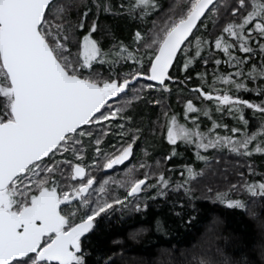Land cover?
I'll return each mask as SVG.
<instances>
[{"label":"snow or ice","instance_id":"snow-or-ice-1","mask_svg":"<svg viewBox=\"0 0 264 264\" xmlns=\"http://www.w3.org/2000/svg\"><path fill=\"white\" fill-rule=\"evenodd\" d=\"M101 14L155 18L146 31H134L131 45L114 39L105 48L93 36L98 28L101 36L111 35L99 24ZM178 55L185 73L197 58L215 65L211 79L207 70L196 72L199 83L190 89L214 108L189 98L183 122L169 114L164 95L179 80L171 71ZM221 64L232 71H220ZM190 80L188 74L182 83ZM145 91L161 98L148 99ZM140 101L161 105L163 123L157 124L172 146L163 161L178 156L183 144L203 167L183 164L174 181V166L149 163L146 149L145 159L132 163L143 133L133 115ZM201 116L210 127H201ZM114 128L119 143L105 151L104 137ZM85 138L94 145L91 165L83 163ZM224 151L239 158L264 154V0H171L166 9L160 0H0V264H87L84 242L117 207L141 213L148 201L163 199L180 216L183 198L196 199ZM120 165L122 175L98 180L92 174ZM244 166L248 175L233 168L239 179L223 190L205 184L206 198L237 209L248 205L233 194L264 199V178L250 180L259 173L248 160ZM217 173L228 180L227 168L217 165L213 178Z\"/></svg>","mask_w":264,"mask_h":264},{"label":"trees","instance_id":"trees-1","mask_svg":"<svg viewBox=\"0 0 264 264\" xmlns=\"http://www.w3.org/2000/svg\"><path fill=\"white\" fill-rule=\"evenodd\" d=\"M112 2L118 5L120 0H112ZM160 2L166 9L171 0H160ZM71 16L73 20L76 19L75 10ZM154 18V16L150 17L145 22L130 19L127 16L101 14L99 24L101 28L110 30L111 35L105 33L101 36L100 28H98L93 36L101 39L105 48L114 39L131 45L134 31L136 29L146 31L151 27V20ZM209 26L211 27V22ZM83 31H87V25ZM215 34L214 32L213 35ZM72 51L76 52L75 45H72ZM216 55L222 60L225 59L222 53ZM177 59L180 61L179 55ZM222 66L224 65H220V71H232L227 66L226 68ZM214 67L211 60L205 66L197 58L189 72L185 73L182 70V61L174 63L171 71L179 80L171 82V94H164L167 97L165 104L171 109L170 115L172 112L176 113L183 122L184 116H181L184 103L189 98L193 99L197 106H201L202 103L213 105L211 101L198 99L190 89L199 83L196 72L207 70L209 79H211ZM105 69L106 66L100 70ZM121 70L127 71L128 69L124 67ZM188 74L192 75V80L185 85L182 82ZM142 83H147V81H142ZM240 94L246 99L259 100V97L252 93L242 92ZM144 95L151 100L161 98L158 91H153L151 95L145 91ZM250 113L251 110L246 109V116ZM133 115L135 125L141 126L143 133L134 146L132 163L145 159L146 149L149 154L147 157L149 163L161 160L166 167L174 166L171 176L174 181L181 179L179 173L183 164L192 163L196 168L204 166L203 162L195 159L193 148L183 144L178 146V156L170 161H163L162 158L169 154L172 146L167 142L157 124L158 119L161 124L163 123L161 105L146 101L137 102ZM225 119L228 120V118ZM203 122L211 124V121L201 116L200 124ZM116 131L119 129L114 128L113 132L104 137L101 148L105 151L106 147L112 150L109 145L119 143V137L114 134ZM90 147L93 148L94 145L90 143ZM91 157L94 159L95 155L91 153L89 158ZM245 160L251 162L256 172L259 173V175L249 176L250 180L264 178V154L239 158L224 151L212 162L207 177L194 193L196 199L189 202L188 198H183L184 207L180 216L174 214L170 200H150L147 211L141 213L131 210L122 212L117 207L115 212L100 222L97 229L89 234L90 238L84 242L87 264H264V199L250 197L247 194H240L236 197L233 194L234 198L243 199L248 207L247 209L229 208L218 201L206 198L204 189V185L207 184L214 190L216 188L223 190L228 186L229 181L238 180L239 177L232 173L233 168H238L248 175L247 168L244 166ZM91 161L89 160L90 164ZM237 161H239L238 164ZM217 165L220 166V171H224L225 168L229 170L228 180L220 178L218 173L213 178L212 172ZM124 168L125 165L117 168L115 172H99L97 178L99 180L105 175H115V173L122 175ZM123 194L124 191L120 195ZM158 223L162 225L161 230H157Z\"/></svg>","mask_w":264,"mask_h":264},{"label":"rangeland","instance_id":"rangeland-1","mask_svg":"<svg viewBox=\"0 0 264 264\" xmlns=\"http://www.w3.org/2000/svg\"><path fill=\"white\" fill-rule=\"evenodd\" d=\"M224 65V64H223ZM223 68H226V65H224V66H222ZM213 104V103H212ZM213 106V108H214V104L212 105ZM190 115H195V113H193V114H190ZM178 117H180V116H178ZM181 117H183V113H182V116ZM204 117V116H203ZM214 117L216 118V119H223V122H225V123H229V125L230 126H232V125H234L236 122L231 118V117H229V116H223V117H221V114H219V113H214ZM201 118V117H200ZM225 118H228V120H226ZM188 123L189 124H191V121H188ZM204 124V125H203ZM211 126V124H206V122H203V123H201V127L202 128H204V127H210ZM116 130V129H115ZM118 140H119V138H118ZM133 160H134V158H133ZM132 160V161H133ZM127 163H129V162H125V165L127 164ZM122 166H124V165H120V166H117V168L119 169L120 167H122ZM92 170H95V171H97L96 172V176H97V173H99V172H113V170H103L102 171V169H100V168H95V169H92ZM68 175V174H67ZM67 175H66V173H65V176L67 177ZM122 191H123V189H121L120 190V194L122 193Z\"/></svg>","mask_w":264,"mask_h":264},{"label":"flooded vegetation","instance_id":"flooded-vegetation-1","mask_svg":"<svg viewBox=\"0 0 264 264\" xmlns=\"http://www.w3.org/2000/svg\"><path fill=\"white\" fill-rule=\"evenodd\" d=\"M85 142H86V144H87L88 147L86 148V155H85V158H84L83 163L86 164V165H91V164L89 163V160H92L93 158H92V157L89 158V156L91 155V153H93V154L95 155V153H94V151H93V148H94V147H93V148L90 147V143H88V138H85ZM106 151H111V150H110L109 148L106 147ZM89 152H90V153H89ZM65 156H66L68 159H73V157L71 156V154L66 153ZM95 158H96V157H95ZM96 172H97V171L92 170V174H93V175H96ZM66 175H67V172H66ZM57 178L60 179L59 175L57 176ZM83 247H84V244H83Z\"/></svg>","mask_w":264,"mask_h":264}]
</instances>
